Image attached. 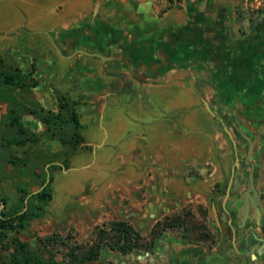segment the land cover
<instances>
[{
  "label": "rangeland",
  "instance_id": "obj_1",
  "mask_svg": "<svg viewBox=\"0 0 264 264\" xmlns=\"http://www.w3.org/2000/svg\"><path fill=\"white\" fill-rule=\"evenodd\" d=\"M195 5L196 0H0V53L10 51L17 58L16 50L28 51L34 58V75L43 82L42 91L32 89L26 98L39 101L38 96L50 89L53 96L67 93L76 102L80 123V142L75 147L62 143L58 136L42 137L37 145L10 149L12 156L23 159V165L0 163V197L5 200L0 210L15 204L16 187L28 192L38 187L32 183L31 173L47 171L51 188V198L39 216L24 228L6 231L0 259L11 249L12 237L35 246L39 237L53 232L69 236L70 242L88 244L97 239L99 228L122 219L140 232L144 250L120 253L103 248L87 264H169L170 252L165 261L159 247L164 239L200 244L207 253L216 252L220 264H251L245 263L224 221L219 220L220 196L214 188L226 180L233 162L229 137L215 124L213 110L203 108L204 96H189L187 86L192 83L188 76L179 79V72L171 73L170 66L152 71L141 65L146 57L156 58L157 31L153 29L166 21L161 18L163 13L181 12L188 20L187 8ZM263 8L264 0H206L203 10L212 18L202 16V20L216 22L233 35L234 31L242 34ZM174 16L173 21L180 19ZM144 41L153 46L146 54L136 50ZM53 44L64 55L82 49L103 58L74 52L65 59ZM198 53L195 47L188 51L190 56ZM181 56L176 64L192 63V59L180 62ZM221 58L229 59L227 55ZM58 70L67 71L66 77L62 79ZM166 74H171L169 80H165ZM193 85L200 86L198 82ZM3 112L2 103L0 115ZM231 113L237 121L239 116L243 121L247 116ZM20 120L34 132L43 130L28 114H22ZM226 127L234 139L233 131ZM261 185L260 207L255 208L258 220L255 210L246 219L255 220L256 230L264 233V183ZM241 207L233 228L241 226ZM164 217H179L181 225L152 239L150 227ZM61 252L60 247L56 249V257ZM199 258L196 264H205Z\"/></svg>",
  "mask_w": 264,
  "mask_h": 264
},
{
  "label": "trees",
  "instance_id": "obj_2",
  "mask_svg": "<svg viewBox=\"0 0 264 264\" xmlns=\"http://www.w3.org/2000/svg\"><path fill=\"white\" fill-rule=\"evenodd\" d=\"M261 13L264 16V8ZM20 51L30 54L26 50ZM34 71L33 56L29 70L23 72L17 58L10 51L0 53V104H4V112L0 115V163L23 165V159L12 156L10 149L25 144L37 145L42 137L52 139L58 136L62 143L73 147L80 142L76 102L67 93L56 92L55 110L43 107L34 98H26L38 85ZM22 114H28L36 119L43 126V130L37 133L24 126L20 120ZM30 179L32 183L40 186L45 179V170L31 173ZM48 182L38 192L29 196L27 190L16 187L15 204L6 211L0 210V245L6 237L7 230L24 228L31 219L43 211L45 203L51 198ZM0 199L5 204L4 198ZM178 218L164 217L156 220L149 229L151 238L160 236L163 230L175 224L181 225ZM68 238L69 236L52 232L39 237L35 246H31L27 241L12 237L11 249L0 259V264H87L96 259L103 248L128 253L144 250L145 247L140 232L122 219L110 220L105 228H99L96 231L97 239L88 244L70 242ZM59 247L62 252L56 257L55 250Z\"/></svg>",
  "mask_w": 264,
  "mask_h": 264
},
{
  "label": "crops",
  "instance_id": "obj_3",
  "mask_svg": "<svg viewBox=\"0 0 264 264\" xmlns=\"http://www.w3.org/2000/svg\"><path fill=\"white\" fill-rule=\"evenodd\" d=\"M174 15L180 17V19L173 21ZM207 17L212 18L210 15ZM217 15L214 17L216 18ZM162 23L158 22L157 26L153 30H156L155 40L160 41L159 46L156 49V55H162L168 53L171 49H174L175 57L182 55L179 59L180 62L184 63L186 60L192 63H187L185 66H180L178 64L170 66L171 73L178 71L179 75L177 77L183 78L185 75L188 76L190 83H195L198 81L200 86L194 88V85H188L187 89H190L189 96L195 97V94L204 96V102H206L209 110L216 107L214 103L211 102L212 98L216 101L219 100L228 102L234 100L235 89L240 87L239 83L234 84V82L241 81L248 76L254 77L257 82L261 77H264V19L260 16L252 18L250 26L242 34L238 31H234V35L228 28H219L215 24L209 22L208 24H202L199 20L194 21V29L198 31L193 39H189L183 45L180 42L174 41L173 48H170L167 39L177 36L179 28L184 29L186 27L187 20L182 16L181 12L175 14L173 11H168L163 13L161 16ZM217 19V18H216ZM215 21V20H214ZM224 22V21H223ZM226 24V23H221ZM262 26V27H261ZM180 30V29H179ZM233 35V36H232ZM174 36V37H175ZM177 39V38H176ZM178 40V39H177ZM198 44V45H197ZM59 49L65 51L69 49V46H58ZM92 47V46H90ZM151 46H139L136 50L140 51ZM153 47V46H152ZM191 47H195L200 50V53L193 54L190 56L188 51ZM85 48V47H84ZM17 58L20 62V67L23 72H27L30 68L31 56L29 54L23 53L20 50H16ZM228 56L229 59H222L221 57ZM67 59V58H66ZM22 64V66H21ZM143 66H148L150 63L142 64ZM174 66V67H173ZM200 69L202 76L198 73ZM58 73L62 79L66 77L67 71H59ZM263 74V75H262ZM167 75V74H166ZM163 77V75H158ZM171 74L166 76L165 80H169ZM235 80V81H234ZM175 83L178 80L174 81ZM43 82L38 80V85L33 89H42ZM166 85V82L163 83ZM234 84V85H233ZM260 91V87L257 88ZM49 91L44 92L43 97L40 95L39 102L43 103V107L55 110L56 101L53 102V93ZM42 91V90H41ZM227 93H229L227 95ZM233 96V97H232ZM52 100V102H47ZM205 108H207L205 106ZM159 243V242H158ZM161 248V253L165 261L167 257V252L170 254L168 256L169 264H196L197 257L199 260L204 261L205 264L213 263L220 264L221 261L216 252H212L215 248H210L212 253H207L206 250L201 248L200 244H182L181 242L174 240L161 241L159 245ZM170 250H169V249ZM164 253V254H163ZM165 261L162 260L164 263Z\"/></svg>",
  "mask_w": 264,
  "mask_h": 264
},
{
  "label": "flooded vegetation",
  "instance_id": "obj_4",
  "mask_svg": "<svg viewBox=\"0 0 264 264\" xmlns=\"http://www.w3.org/2000/svg\"><path fill=\"white\" fill-rule=\"evenodd\" d=\"M205 2L206 0H196L195 6L187 8L189 19L186 27L190 31L185 27L184 29L179 28L180 30L178 29V32H176V34L179 33L177 36L173 35V37L167 39L166 43L171 45L170 48L174 46L173 40L179 41L183 45L189 39H193L196 33L198 34V31L194 29L195 20H199L202 24H208L202 20V16L207 17L211 14L210 12L205 13L203 10ZM159 43L160 41H157L154 44L153 50L156 58L146 57L147 60H144L146 63H150L148 67L152 71H159L166 66L176 64L175 59L177 57L173 53L174 49H171L167 54L156 55ZM138 46L152 45L149 41H144ZM148 49L149 47L143 49V54H146ZM236 83H239L242 90H240V87L238 88L239 91L234 94V100L228 101L227 104H222V101H216L214 98L211 100L216 105L212 109L216 119L215 124L221 128L229 126L235 136L234 139L232 137L233 142L230 140L234 157L229 174L225 181L214 188V191L220 196L219 220L224 221L226 228L229 230L231 242H235L236 250L239 251L240 256L244 258L245 263L250 261L251 264L261 262L264 264V233L256 230L258 223L248 218L244 220L241 226L235 224L236 226L233 228L231 225L237 219V209L242 206L244 200L248 203V214H251V211L253 213L255 208L260 207L262 198L260 188L262 187L261 184L264 183V77H261L257 82L251 75L240 82L236 80L234 84ZM257 87H260L262 91L257 92ZM198 97L200 98V95ZM203 108L206 109L204 104ZM231 111H235L237 115L246 113V119L243 121L239 116V121H237L236 115H233ZM226 115L230 116L227 117ZM226 190L227 196L223 202ZM238 233L242 236H238ZM230 245L233 247V243H230Z\"/></svg>",
  "mask_w": 264,
  "mask_h": 264
},
{
  "label": "water",
  "instance_id": "obj_5",
  "mask_svg": "<svg viewBox=\"0 0 264 264\" xmlns=\"http://www.w3.org/2000/svg\"><path fill=\"white\" fill-rule=\"evenodd\" d=\"M261 16H263V14H261L260 17H261ZM53 46H54L55 50H56V51H57L62 57H65V58L70 57L74 52H78V53H80V54H84V55H88V56H97V57H99L100 59L103 58L102 55H100V54H98V53H96V52H88V51H85V50H82V49H77V50H75L74 52H72L70 55H64V54H61V53L59 52L58 48H57L54 44H53ZM204 105L208 108L206 102H204ZM223 129H224V131L226 132V134L228 135V137L230 138V140L233 142V139H232V136H231V134H230V131H229L225 126L223 127ZM235 161H236V160H235ZM249 177H250V175H249ZM47 181H48V172L46 171L44 182H43L40 186H38L36 189L30 191V192L28 193L27 196H29L30 194H34V193L38 192V191H39V190H40V189H41V188L47 183ZM226 196H227V190H226L225 195H224V197H223V202H224ZM2 206H3V202H2V200L0 199V208H1ZM247 215H248V203H247L246 200H244V201H243V205H242V207L240 208V225L243 224L244 220L247 218ZM258 216H259V211H258V210H255V218H256V220H258V219H257Z\"/></svg>",
  "mask_w": 264,
  "mask_h": 264
}]
</instances>
